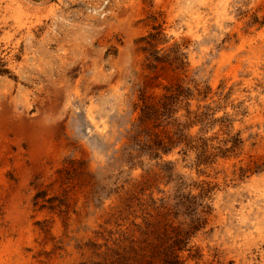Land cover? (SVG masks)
I'll list each match as a JSON object with an SVG mask.
<instances>
[{"label": "rangeland", "instance_id": "obj_1", "mask_svg": "<svg viewBox=\"0 0 264 264\" xmlns=\"http://www.w3.org/2000/svg\"><path fill=\"white\" fill-rule=\"evenodd\" d=\"M170 227L177 264H264V0H0V264Z\"/></svg>", "mask_w": 264, "mask_h": 264}, {"label": "trees", "instance_id": "obj_2", "mask_svg": "<svg viewBox=\"0 0 264 264\" xmlns=\"http://www.w3.org/2000/svg\"><path fill=\"white\" fill-rule=\"evenodd\" d=\"M169 99V96H164L161 100L166 102ZM140 123L145 122L146 120L151 119L156 116L158 113V109H154L152 107H148L146 104L143 106L141 110ZM197 150V161L198 163L202 157L205 155V144L200 143L194 147ZM145 235V232H143ZM185 235V232L181 230L179 227H170V230L167 231L163 236L158 237V240H162V244L155 245L153 247H148L145 244V240H142L138 243L137 246H131L128 249V252L133 254V264H155V261L160 260L161 264H177V256H175V251L177 247L183 243L181 237ZM135 242H132L134 244ZM164 243V244H163ZM147 249V250H146ZM120 254L118 252H114L113 260L109 264H114V259L118 258ZM129 260V259H128Z\"/></svg>", "mask_w": 264, "mask_h": 264}]
</instances>
